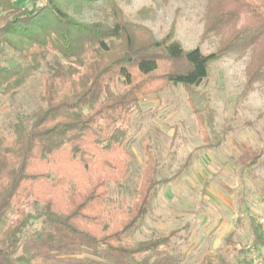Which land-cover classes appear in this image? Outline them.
Masks as SVG:
<instances>
[{"label":"trees","instance_id":"16d2710c","mask_svg":"<svg viewBox=\"0 0 264 264\" xmlns=\"http://www.w3.org/2000/svg\"><path fill=\"white\" fill-rule=\"evenodd\" d=\"M97 2L109 6L98 20L69 10ZM227 2L249 22L234 27L226 21ZM212 15L211 23H224L213 31L227 40L204 53L185 49L173 33L157 38L128 22L118 0H32L21 6L0 0V97H17L43 75L36 108L18 113L10 129L0 127V264H62V247H87L121 264H140L139 257H158L188 227L127 242L144 222L157 187L186 171L194 152L171 177L158 179L161 162L144 145L141 185L131 203L113 197L111 184L120 186L131 175V122L136 112L144 113L140 94H158L170 84L192 96L212 63L234 51H250L248 86L264 81V0H223ZM31 200L38 211L27 210ZM233 239L230 234L227 248L200 264H226Z\"/></svg>","mask_w":264,"mask_h":264},{"label":"rangeland","instance_id":"374dc122","mask_svg":"<svg viewBox=\"0 0 264 264\" xmlns=\"http://www.w3.org/2000/svg\"><path fill=\"white\" fill-rule=\"evenodd\" d=\"M12 1L21 6L32 0ZM118 4L128 22L149 28L157 38L173 33L187 50L200 47L210 53L227 40V34L213 31L223 21L211 23L212 11L223 0H118ZM108 8L97 2L71 4L69 10L90 21L101 19ZM229 8L225 19L232 26L249 22L244 13ZM249 53L234 51L214 61L209 78L192 96L182 85L170 84L158 94L139 95L144 113L136 112L131 122V175L120 186L111 184L112 196L135 200L146 159L144 145H150L161 162L158 179L171 177L194 152L186 171L157 187L144 222L127 242L165 235L186 223L188 227L158 257H139L140 264H200L205 255L224 251L230 234L235 249L225 253L226 264H264V81L248 86ZM42 77L41 73L31 79L15 98L0 97L1 128L10 129L18 113L36 108ZM200 148L205 149L195 152ZM39 209L33 200L27 204L28 211ZM57 252L62 264H121L94 255L87 247H62Z\"/></svg>","mask_w":264,"mask_h":264}]
</instances>
